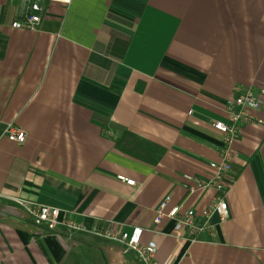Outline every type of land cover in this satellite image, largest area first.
<instances>
[{"label":"crops","instance_id":"crops-1","mask_svg":"<svg viewBox=\"0 0 264 264\" xmlns=\"http://www.w3.org/2000/svg\"><path fill=\"white\" fill-rule=\"evenodd\" d=\"M40 4L34 29L11 23ZM262 100L233 142L229 216L188 239L164 196L201 210L184 173H211L235 87ZM264 0H0V264H144L101 227L143 229L158 264H264ZM261 120L262 122H259ZM124 132L138 138L122 150ZM133 180L134 184L126 182ZM60 209L84 225L33 221L19 204Z\"/></svg>","mask_w":264,"mask_h":264},{"label":"built area","instance_id":"built-area-1","mask_svg":"<svg viewBox=\"0 0 264 264\" xmlns=\"http://www.w3.org/2000/svg\"><path fill=\"white\" fill-rule=\"evenodd\" d=\"M60 1L67 2L68 0ZM29 9L31 10L29 13L20 20H14L11 26L14 28H36L41 21L39 11L42 7L37 2H32ZM234 91L235 96L229 99L225 106L227 121L214 120L212 123L222 136L220 160L209 163L211 173L207 176L199 173L183 174L184 186L189 193L204 189H213L216 192L210 204L199 211L192 207L184 209L178 204L170 205L171 197L166 195L155 209L153 218L155 224H159L164 219L171 220L174 231L184 232L187 238L191 240L210 228V218L213 214H218L220 220L229 216L226 193L235 180L231 162L236 150L232 144L240 127L253 120V111L262 108V100L249 87L236 86ZM261 92L264 94V90ZM258 121L262 122L261 120ZM0 124L2 137L16 144L24 143L26 138L24 130L12 122L0 120ZM126 182L134 184V181L130 179H127ZM19 204L35 223L44 224L49 229H53L57 225H63L69 231L84 229L82 223L76 222L68 216L60 217V209L57 207L28 200H19ZM94 233L102 238L123 244L128 250L136 254L144 264H158L156 259L157 243L155 240H143L141 227H134L131 231L101 227L95 229Z\"/></svg>","mask_w":264,"mask_h":264},{"label":"trees","instance_id":"trees-1","mask_svg":"<svg viewBox=\"0 0 264 264\" xmlns=\"http://www.w3.org/2000/svg\"><path fill=\"white\" fill-rule=\"evenodd\" d=\"M132 140V142H131ZM128 142H131L130 145H136L138 142V138L130 133V132H124L119 139H117L116 144L125 151H128V145H126Z\"/></svg>","mask_w":264,"mask_h":264}]
</instances>
